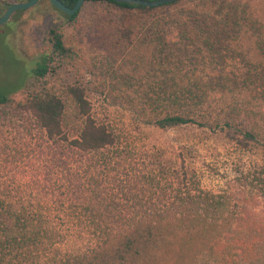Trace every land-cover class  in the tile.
<instances>
[{"label": "trees", "instance_id": "16d2710c", "mask_svg": "<svg viewBox=\"0 0 264 264\" xmlns=\"http://www.w3.org/2000/svg\"><path fill=\"white\" fill-rule=\"evenodd\" d=\"M59 1L67 7L75 2ZM85 3L104 6L90 16L92 43L133 63V73L148 68L161 74L157 88L169 82L178 90L167 96L170 107L152 119L154 126L215 128L241 147L264 131V121L257 123L253 115L255 100L264 98V0H174L152 7L83 0L80 7ZM80 7L71 15L56 10L74 25ZM136 12L155 17L131 19ZM166 28L174 40L166 38ZM39 43L46 49L18 90L0 93V107L28 112L52 148L67 140L68 149L81 154L111 145L112 133L92 117L79 79L80 49L54 25L41 31ZM73 128L75 136L67 139L65 132ZM19 204L0 192V260L48 236L44 227L23 219ZM254 204L238 191L219 203L190 199L107 231L96 224L105 238L84 259L68 264H264V214Z\"/></svg>", "mask_w": 264, "mask_h": 264}, {"label": "rangeland", "instance_id": "374dc122", "mask_svg": "<svg viewBox=\"0 0 264 264\" xmlns=\"http://www.w3.org/2000/svg\"><path fill=\"white\" fill-rule=\"evenodd\" d=\"M20 1L25 0H0V13L6 4ZM97 7L104 8L83 4L70 25L47 0H38L14 10L0 24L1 94H13L22 86L46 49L39 43L41 31L58 26L64 41L80 49L79 79L92 117L113 136L111 145L92 152H72L67 140L52 148L28 112L0 107V192L19 201L23 219L44 227L48 235L26 250L22 246L18 253H4L0 264L84 259L106 236L96 224L107 231V226L154 216L190 199L219 203L241 191L264 214V131L241 147L215 128L154 126L152 119L170 107L167 96L178 90L169 82L157 88L154 81L161 74L148 68L133 73V63L110 57L92 43L87 27ZM154 17L136 12L131 19ZM166 30V38L174 40ZM263 103L264 98L254 103L257 123L264 121ZM74 129L65 130L67 139L75 136Z\"/></svg>", "mask_w": 264, "mask_h": 264}, {"label": "water", "instance_id": "95a60500", "mask_svg": "<svg viewBox=\"0 0 264 264\" xmlns=\"http://www.w3.org/2000/svg\"><path fill=\"white\" fill-rule=\"evenodd\" d=\"M38 0H26V1H20V2H13L7 5L3 11L0 14V24L7 21L9 18V15L14 11L18 9H26L32 5H34ZM115 2H123V3H133V4H141L145 7H152L157 6L164 3H169L174 0H113ZM50 5L54 7L55 9L67 14L71 15L73 14L82 4L83 0H75L72 7H67L64 4H62L59 0H48Z\"/></svg>", "mask_w": 264, "mask_h": 264}]
</instances>
